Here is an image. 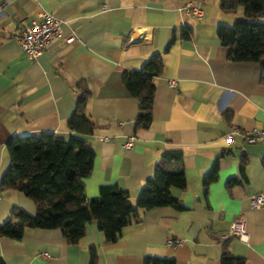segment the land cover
<instances>
[{"label": "crops", "instance_id": "0c3cea01", "mask_svg": "<svg viewBox=\"0 0 264 264\" xmlns=\"http://www.w3.org/2000/svg\"><path fill=\"white\" fill-rule=\"evenodd\" d=\"M220 2L0 0V182L9 168L7 141L40 134L80 137L95 153L83 180L88 199L103 185H117L134 205L164 150L182 152L186 178L184 191L172 190L182 210L144 212L116 243H107L94 223L76 244L59 230H31L19 241L0 239L5 264H90L91 247L96 264H142L146 257L220 264L224 244L244 264H264V207H250L251 197L264 194V145L223 139L231 128L264 130V85L257 63L227 59L218 27L243 20L244 10L237 5L225 12ZM196 3L202 18L184 12L185 5ZM43 13L61 25L50 46L29 61L17 36ZM187 31L189 38H182ZM154 54L162 56L163 69L153 80L151 123L136 131L138 104L122 75L138 70ZM79 83L90 92L86 113L95 128L89 136L67 128ZM129 139L131 146L124 148ZM223 152L217 180L204 193L203 178ZM13 207L35 215L34 204L21 193L0 189V225ZM238 216L248 241H220Z\"/></svg>", "mask_w": 264, "mask_h": 264}, {"label": "trees", "instance_id": "16d2710c", "mask_svg": "<svg viewBox=\"0 0 264 264\" xmlns=\"http://www.w3.org/2000/svg\"><path fill=\"white\" fill-rule=\"evenodd\" d=\"M199 2L205 0H198ZM237 5L243 7L244 19L230 27L219 26L217 38L227 50L231 62L257 63L260 84L264 85V0H221L222 11ZM190 31L182 38L188 39ZM171 45H167L166 50ZM162 56L147 58L138 70L124 72L122 83L137 101L135 130H147L151 123L154 100V78L161 75ZM77 98L67 128L78 136H89L95 126L86 113L90 92L86 85L76 87ZM9 168L0 182V189L14 190L35 206L30 216L13 207L0 225V239L19 241L26 231L59 230L67 242L76 244L85 234L87 225L94 223L109 244L116 243L124 229L141 222V215L152 209L169 207L182 210L172 190L186 187L183 155L180 150H164L133 205L127 191L117 185L99 187L96 197L88 199L83 180L92 170L95 153L80 137L68 139L55 134L12 137L5 145ZM203 178L204 193L208 184L218 177V160ZM264 164V161H262ZM243 172V165L240 167ZM235 181H231L233 184ZM95 249L90 248V264H96ZM0 264H5L0 258ZM142 264H175L173 259L146 257ZM220 264H244L243 259L230 256L224 244Z\"/></svg>", "mask_w": 264, "mask_h": 264}, {"label": "built area", "instance_id": "2783aa9c", "mask_svg": "<svg viewBox=\"0 0 264 264\" xmlns=\"http://www.w3.org/2000/svg\"><path fill=\"white\" fill-rule=\"evenodd\" d=\"M184 12L194 18H202L203 12L200 4H187L184 6ZM61 21L51 14L43 13L36 20L30 21L24 26L18 36L17 43L20 51L25 54L29 61L35 60L43 51H45L53 42L58 33ZM69 40H72L69 38ZM167 85L170 88L175 86L173 81H168ZM238 137L247 145L261 144L264 145V130L253 129L251 131H241L236 128H231L223 137L227 144L233 142V138ZM131 139L124 145V148L131 146ZM250 207L254 210H259L264 207V194H257L251 197ZM236 239L241 242L248 241V235L245 223L242 216H238L229 226L226 234L219 237L220 241ZM170 245H177L179 241H168ZM43 257L47 258L46 253Z\"/></svg>", "mask_w": 264, "mask_h": 264}]
</instances>
